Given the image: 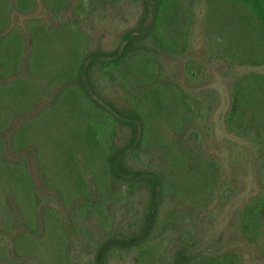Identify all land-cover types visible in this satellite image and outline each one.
I'll return each mask as SVG.
<instances>
[{"label": "trees", "instance_id": "1", "mask_svg": "<svg viewBox=\"0 0 264 264\" xmlns=\"http://www.w3.org/2000/svg\"><path fill=\"white\" fill-rule=\"evenodd\" d=\"M116 1L0 0V264H87L80 245L85 228L96 223L108 233L111 215L134 208L147 187L143 241L136 247L142 249L152 230L181 224L171 196L195 201L202 222L220 192L223 167L215 154L201 155L199 133L216 96L204 89L205 65L189 55L201 42L209 63L263 65L264 0H136L134 22L104 47L97 28L112 35ZM218 7L224 16L214 14ZM161 57L185 65L196 93L169 84ZM188 98L197 100L196 113ZM223 126L246 143L257 167L258 189L234 221L238 234L258 244L263 73L231 80ZM180 141L185 147L176 148ZM144 148L155 150L161 165L146 164ZM246 156L241 149L230 153L233 179L241 177ZM223 207L214 202L211 218ZM181 240L178 254L192 245ZM197 254L201 264L238 263L229 252Z\"/></svg>", "mask_w": 264, "mask_h": 264}, {"label": "rangeland", "instance_id": "2", "mask_svg": "<svg viewBox=\"0 0 264 264\" xmlns=\"http://www.w3.org/2000/svg\"><path fill=\"white\" fill-rule=\"evenodd\" d=\"M134 6L136 7V0H117L115 8L112 6V12L115 16V21L111 25L114 28L112 35L107 33V27L101 30L102 27L99 26L97 28L98 42L104 47H110L118 31L128 27L136 19L131 13ZM221 10L218 7L213 12L215 14ZM220 14L224 16L225 12L221 11ZM212 37H214L213 34ZM203 54L202 43L200 42L192 46L191 55L189 56L194 61H199L205 65L204 68L199 63L205 70V78L208 80V84L204 89L214 91L216 102L211 118L204 122L201 121L199 125L200 144L202 145L200 153L203 155L202 151L204 150L209 157L211 153L215 154L223 167V169L221 168V179L219 180L221 188H218L220 192L216 189L215 193L218 195L208 202L209 207H212L214 202L220 203V207L224 206L223 209L218 212L216 219H212L210 209L207 207L202 216L203 220L200 222L201 209L195 201H183L175 195L171 196L168 199V204L179 213L181 224H175L174 229L166 231V233L152 230L149 241L142 249H136L139 243L143 241L144 235L142 223L146 212L145 208H147L145 195L148 189L143 187L141 188L143 196H138L134 208L127 210L117 219L114 215H111L114 224L108 233L105 234L104 228L99 224L96 225V223L92 227L85 228L87 238H82L80 245L82 257L86 255L90 257L91 261L87 264H201L198 259L194 258L198 255V252L203 253L206 258L211 255L229 252L237 257V264H264V255L259 251V248L262 247L261 244L264 243V227L259 234L258 244H251L237 233L238 227L236 228V222L234 221L238 209L258 189L257 167L253 157L250 154L248 155L246 143L230 135L223 126V116L229 103V84L231 80L235 76L244 73L258 72L264 74V64L251 66L209 63L203 60ZM160 62L169 76L167 79L169 84L182 87L187 95L196 93L195 90L192 91L189 87L190 82L185 76V65L182 62L177 63V66L176 63H173V60L164 57L160 58ZM200 78H203V75ZM188 100L192 103V110L196 113L197 100L191 98H188ZM127 136L128 134L125 133L123 141L126 140ZM185 145L186 143L180 141L175 146L180 148L185 147ZM235 149L244 150L247 155L243 161L244 170L238 179H233L228 169L229 155ZM143 152V161L146 164L161 165V159L155 150L151 151L144 148ZM228 191L234 196H230L231 198L223 201ZM118 207L111 209L113 214ZM166 211L167 209L164 208L163 213L159 215V219L164 218ZM103 234L107 237L101 238ZM182 238L192 239L190 241L192 245L188 246L182 254H178L180 251L178 245L181 243ZM205 264L210 263L206 262Z\"/></svg>", "mask_w": 264, "mask_h": 264}]
</instances>
